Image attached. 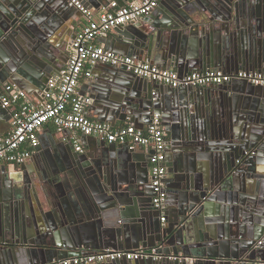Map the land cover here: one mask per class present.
<instances>
[{
    "label": "water",
    "instance_id": "water-1",
    "mask_svg": "<svg viewBox=\"0 0 264 264\" xmlns=\"http://www.w3.org/2000/svg\"><path fill=\"white\" fill-rule=\"evenodd\" d=\"M69 1L0 0L1 85L15 78L28 92L35 86L45 91L76 32V9ZM161 4L160 16L152 12L144 19L151 21V32L137 21L115 28L122 35L123 54L180 75L264 72V0ZM165 31L170 39L157 40ZM108 68L91 84L98 111L94 117L112 126L121 120L143 129L158 115L171 133L165 222L152 205L151 152L148 156L142 154L143 146L103 140L84 153L63 144L16 195L7 190L10 182L2 180L0 264H52L91 251L139 247L181 253L194 261L89 264L263 262L264 85L232 79L171 87L124 66ZM6 109L0 105V114Z\"/></svg>",
    "mask_w": 264,
    "mask_h": 264
},
{
    "label": "built area",
    "instance_id": "built-area-1",
    "mask_svg": "<svg viewBox=\"0 0 264 264\" xmlns=\"http://www.w3.org/2000/svg\"><path fill=\"white\" fill-rule=\"evenodd\" d=\"M160 0H138L127 5L109 2L97 13L86 6L81 0H70L69 5L81 12L85 23L75 33L68 46V59L58 74L51 76L43 92V103L36 106L28 98L27 92L15 84L4 86L6 94L0 97V105L10 109L11 130L0 138V168L3 164L21 165L27 161L33 150L39 144V133L44 124L51 122L62 141L71 143L76 152L83 153L82 137L91 136L107 143H127L148 146L149 175L154 196L152 205L161 211V221L165 222V206L167 199L166 182V134L161 118L155 115L145 128H136L132 123H126L115 128L103 121L90 119L86 108L90 98L81 95L78 90L82 75H90L85 71L86 65L102 64L105 66H124L134 75L148 81H156L171 87H202L205 85H220L232 79L245 80L253 85H264V72L244 71L225 74L220 70L207 72H191L180 75L173 68H162L152 63L122 55L105 49L96 43V38L105 36L110 30L139 21L150 14ZM144 258L170 261L185 260L192 263L193 258L164 254L158 248L139 247L134 250L103 249L91 251L81 256L53 261L52 264H89L110 263L119 260L136 261ZM260 264H264L260 262Z\"/></svg>",
    "mask_w": 264,
    "mask_h": 264
},
{
    "label": "crops",
    "instance_id": "crops-1",
    "mask_svg": "<svg viewBox=\"0 0 264 264\" xmlns=\"http://www.w3.org/2000/svg\"><path fill=\"white\" fill-rule=\"evenodd\" d=\"M84 3V0H81ZM115 1L119 5H127L132 2L138 1V0H104L103 2L99 4H95L93 6H90L94 13H97L101 8L105 7L109 2ZM86 2V1H85ZM76 9V8H75ZM165 8L162 7L161 0L159 1L158 6L152 11L158 14V16L161 15V12ZM74 13L75 17V26H76V32L80 29V27L85 23V19L81 15V12L79 10ZM159 11V12H158ZM151 12V13H152ZM148 16H144L142 19L137 21L136 23H140V27H143L146 32H151V28L149 26ZM139 27V28H140ZM118 30H122L118 28ZM75 32V33H76ZM74 33V34H75ZM171 34L170 31H165L157 35V40H163L164 38L170 39ZM120 38H122V35L117 32V30L112 29L110 30L105 36H100L96 38V43L102 45L105 47V49L109 51H113L122 55H125L121 52L123 50L122 43ZM71 41L67 43V46H69ZM67 49V47H66ZM132 57V56H130ZM68 59V52L66 50L65 54L63 55V59L60 61V69H62ZM108 66L102 65V64H96L93 66L86 65L85 71H89L90 75H82L79 84L77 87L78 92L81 95L88 96L90 98V103L88 107L86 108V115L93 120H97L94 116L97 115V107L93 104V87L91 86L92 82L96 79H100L105 72L107 71ZM22 78V77H20ZM20 82V81H19ZM17 79L14 78V80L5 82L3 85L0 84V97L4 96L6 94L4 86L6 84H15L20 89H23L26 91L25 88H23L22 83H19ZM27 92L28 98L31 102H33L36 106H40L43 103L44 97L43 92L39 91V88L37 86L33 87L29 92ZM10 109L7 108L5 112L0 114V138L3 136H6L10 130H11V121H10ZM126 123H129L128 121H121L117 120L116 124L114 125L115 128L120 127ZM146 126V125H145ZM144 126V128H145ZM166 134V140L169 142L171 138V133L169 131L165 130ZM62 134L58 133L54 124L51 122H48L43 125L41 128V131L39 133V144L37 146V149L35 148L31 154V157L25 161L21 165H12V164H3V166L0 168V189L4 187L2 185V180H7L10 183L8 184L7 190L8 192L14 196L17 191L21 190L26 181L34 175H36L37 171L40 170V166L43 165L44 159L49 158L52 160V153H54V149H59L60 145L67 144L62 141ZM101 139L86 136L82 137V144L84 148V152H89L92 148L96 147L97 143H99ZM120 144V143H116ZM74 148V147H73ZM167 148V146H166ZM74 151L75 148H74ZM83 152V153H84ZM142 154L149 156V152H151V149L148 146H143V151H141ZM169 155V152L166 153V157ZM50 161V160H49ZM168 175V174H167ZM34 185L37 183L35 181H32ZM36 192L38 193V188L35 187ZM30 191V190H29ZM190 258V257H189ZM193 258V257H191Z\"/></svg>",
    "mask_w": 264,
    "mask_h": 264
}]
</instances>
